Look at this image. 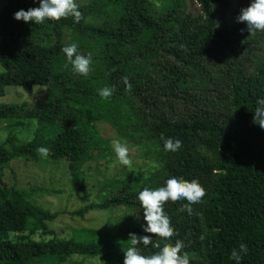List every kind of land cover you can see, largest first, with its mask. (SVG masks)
Returning <instances> with one entry per match:
<instances>
[{
	"label": "trees",
	"instance_id": "1",
	"mask_svg": "<svg viewBox=\"0 0 264 264\" xmlns=\"http://www.w3.org/2000/svg\"><path fill=\"white\" fill-rule=\"evenodd\" d=\"M189 1L196 10L185 0H86L79 22L69 16L39 25L13 18L39 0H6L0 8V94L10 85L48 87L43 104H0V120L11 119L10 126L35 122L29 139L9 148L0 144V181L11 159L29 158L40 147L50 150L53 161H107L109 139L99 134L97 122L137 147L150 166L111 179L100 200L69 212L82 217L121 206L134 216L121 234L82 227L47 242L11 241L7 232H49L46 222L57 212L37 205L35 190L4 189L0 264H63L70 255L123 264L129 234L147 235L139 192L173 176L197 179L206 195L191 205V215L181 211L186 200L167 202L164 211L178 235L170 241L154 236L151 245L138 246L142 255L179 239L190 264H236L231 251L244 243L241 264H264V129L253 123L256 100L264 98V32L249 35L244 23L222 22L226 0ZM250 3L238 0L239 8ZM71 43L92 54L87 77L74 74L62 52ZM105 86L115 88L106 100L98 95ZM162 136L179 139L182 147L166 151ZM69 183L83 191L82 172L73 171Z\"/></svg>",
	"mask_w": 264,
	"mask_h": 264
},
{
	"label": "rangeland",
	"instance_id": "2",
	"mask_svg": "<svg viewBox=\"0 0 264 264\" xmlns=\"http://www.w3.org/2000/svg\"><path fill=\"white\" fill-rule=\"evenodd\" d=\"M85 1L76 0V3L80 5ZM185 1L190 8L196 10L195 4L191 6L189 0ZM5 3L6 0H0V8ZM241 9L238 6V0H226L220 12L222 22L234 23ZM1 71H3V68L0 66ZM47 94V86L33 85L24 88L10 85L0 94V104H18L24 101L30 104H43L47 100ZM10 123L11 119L0 120V144L6 148L29 139L35 125L34 120H31L28 122V126L18 129L10 126ZM96 127L101 136L109 139L111 155L107 161H81L70 164L65 160L53 161L48 157L42 158L35 151L33 156L29 158L18 156L11 159L2 168L0 198L1 191L11 186L23 189L26 192L35 190L31 196L34 202L49 212H57L52 220L46 222L49 232L42 233L37 229L33 232H28V230L7 232L4 235L5 238L11 241H24L30 238L37 242H47L52 236H68L71 229L82 227H90L96 230L106 228L112 233L121 234L126 227L129 228L133 224L134 216L129 210L121 206L92 209L83 214L82 217L69 214L70 211L87 202L100 200L106 194L107 186L104 184H108L111 179L123 178L131 171L142 174L148 172L150 168L148 164H145L144 158L138 152L137 147L126 143L133 160V168L128 169L125 166L117 165L115 168L110 169L109 164L116 159L111 142L117 138L112 135L107 124L97 122ZM77 170L82 172L83 191L70 189L69 179L71 173ZM44 190H47V192ZM54 190H57V192H52ZM66 260L63 264H72V262L76 264H101L102 261L99 256L84 257L81 255H70Z\"/></svg>",
	"mask_w": 264,
	"mask_h": 264
},
{
	"label": "clouds",
	"instance_id": "3",
	"mask_svg": "<svg viewBox=\"0 0 264 264\" xmlns=\"http://www.w3.org/2000/svg\"><path fill=\"white\" fill-rule=\"evenodd\" d=\"M79 7L76 0H39L38 7L18 10L13 14V18L25 23L33 22L37 25L43 24L46 20L58 21L69 16L74 18V22H79L82 19V12ZM236 20L238 23L246 25L249 35H253L256 32H264V0H251L248 7L240 10ZM241 31L243 32L244 29H241ZM62 52L65 54L68 64L71 65L74 74L83 77L89 75L92 70L91 53L87 55L79 53L76 43L63 47ZM121 80L125 85V90L130 93L132 84L128 78L126 76L121 77ZM114 92V87L105 86L98 90V95L106 100ZM253 123L264 129V98L256 100V107L253 111ZM161 140L166 151L176 152L182 147V142L179 139L162 136ZM111 146L116 159L108 167L112 169L117 165H122L132 169L133 160L127 144L122 143L119 139H113ZM37 153L42 158H46L49 156L50 150L47 147H40L37 149ZM205 195L206 190L197 179L189 181L175 176L168 178L163 186L155 189L145 187L140 191L138 200L146 222L143 232L147 233V235L129 234L131 246L124 251L123 264H190L189 254L187 252L182 254L184 248L182 240L177 239L174 244L165 243L162 247L156 244L155 246L159 248V251L147 256L140 253L138 246L147 247L151 245L154 236L170 241L172 237L178 235L172 226L170 217L164 211V205L167 202L172 201L174 203L179 200H186L187 203L182 206L181 211H187L191 215L193 213L191 205L200 203ZM247 252V245L241 243L238 249H232L230 259L236 261V264H241L242 257Z\"/></svg>",
	"mask_w": 264,
	"mask_h": 264
}]
</instances>
